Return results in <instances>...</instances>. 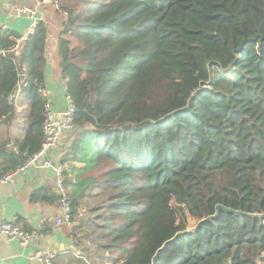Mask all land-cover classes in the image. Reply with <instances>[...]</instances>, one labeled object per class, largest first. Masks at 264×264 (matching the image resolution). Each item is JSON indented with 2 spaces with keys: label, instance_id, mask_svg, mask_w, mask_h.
<instances>
[{
  "label": "trees",
  "instance_id": "16d2710c",
  "mask_svg": "<svg viewBox=\"0 0 264 264\" xmlns=\"http://www.w3.org/2000/svg\"><path fill=\"white\" fill-rule=\"evenodd\" d=\"M59 8L58 32L45 16L19 42L0 31V119L14 116L18 84L30 101L17 151L3 143L0 176L44 141L40 89L56 37L76 107L64 160L82 164L62 180L72 216L88 187L106 198L97 235L108 263L264 264V0Z\"/></svg>",
  "mask_w": 264,
  "mask_h": 264
},
{
  "label": "crops",
  "instance_id": "0c3cea01",
  "mask_svg": "<svg viewBox=\"0 0 264 264\" xmlns=\"http://www.w3.org/2000/svg\"><path fill=\"white\" fill-rule=\"evenodd\" d=\"M32 1L14 0L17 5L31 4ZM10 3L11 0H0V24L6 26L3 30L23 35L30 24V18L17 15ZM49 7L52 6L45 4L39 8L41 17H48V14L52 12ZM64 79L56 61L52 60L45 70L43 90L47 103L56 112L63 111L67 106ZM13 104L15 113L12 119L9 122L0 119V152L3 143L6 149L10 148L16 152V144L25 135L30 101L22 92L21 84H18L13 94ZM70 141L69 133H62L50 157L52 163L53 158L55 159V166L61 165L64 170L72 172L73 168L77 169L82 164L64 160ZM0 164H2L1 155ZM67 189L70 193L71 186L68 185ZM36 191H39L40 195L45 193L49 194L48 197L51 195L56 197L54 200H33L32 194ZM94 191L97 189L92 185L87 188L82 198L79 197L75 213L82 214L85 211L84 206L87 200L94 196ZM57 195V176L52 167L29 166L12 181H0V224L3 221H14L20 223L26 230L39 233L34 242L21 246L17 240L9 239L0 232V261L2 264H39L31 258V254L37 248L53 252L55 254L54 264H110L107 261L108 255L105 256L100 250L94 251V239L91 244L88 241L90 235L85 223L94 220V216L74 218V213L71 217L72 222L69 224H56L55 220L61 214L60 205L56 200Z\"/></svg>",
  "mask_w": 264,
  "mask_h": 264
},
{
  "label": "built area",
  "instance_id": "2783aa9c",
  "mask_svg": "<svg viewBox=\"0 0 264 264\" xmlns=\"http://www.w3.org/2000/svg\"><path fill=\"white\" fill-rule=\"evenodd\" d=\"M51 0H33L31 4H15L14 0H11L10 6L17 15H25L30 18V24L26 32L17 39V42L25 39L29 35L33 34L35 27L40 21L39 8L41 5L47 4ZM57 9L59 8V1L53 0ZM66 14V12H64ZM4 24H0V31L5 29ZM65 82L67 81L64 79ZM40 92L44 95V90L40 89ZM67 106L61 112H56L50 108V105H45V116L42 124V131L44 141L40 149L32 154L26 161L20 166H17L7 174L0 176V181L7 182L12 181L16 176L20 175L29 166L38 168L53 167L57 176V190L60 195V211L61 214L56 218L57 225L69 224L71 222V204L68 197V189L64 186L62 176L64 168L61 165H53L50 157L51 151L56 148L59 138L62 133H71L74 128V115L76 112L75 104L72 98L66 93ZM0 232L9 239L17 240L21 246H25L31 242H34L39 233L36 231H26L20 223L14 221H3L0 224ZM55 254L51 251L37 248L31 254V258L35 259L39 264H54ZM0 264L1 261H0Z\"/></svg>",
  "mask_w": 264,
  "mask_h": 264
},
{
  "label": "rangeland",
  "instance_id": "374dc122",
  "mask_svg": "<svg viewBox=\"0 0 264 264\" xmlns=\"http://www.w3.org/2000/svg\"><path fill=\"white\" fill-rule=\"evenodd\" d=\"M58 1H59V6L61 3L65 2V0H58ZM47 4L52 6V7H49L50 9H52V12L50 13V9L48 10V12L50 13V14H48V19L50 20L48 22V24L50 26V29H52L53 32H58V31L62 30L61 22H63L64 18H66L67 16L60 8L57 9L53 0H51V2H49ZM44 5H41L40 7H42ZM59 10H61L62 12ZM53 37H55V36H53ZM57 39H56V37L54 39L50 38L49 40H52V41L54 40L53 43L55 42V47L50 46V48H47L48 52L50 53L51 60L53 59L55 61H57V57H58L57 53L55 52V49L57 47L56 46ZM71 44L73 45L75 43H71ZM54 164H55V159L53 158V165ZM96 192H98V191H94V196L90 197L87 200V203L84 206L85 211L82 213L83 215L79 214V212L78 213L76 212L74 215V218H77L78 216H80L81 218L83 216H84V218L94 216V220H91L90 222L85 223L86 224L85 226L88 228L87 232L90 235V236H88V241L91 244L93 242V239H94V251L100 250L101 253H103V254H105V256H107L108 253L106 252V250H104L102 248L104 246V241L100 236L97 235L99 233L98 226L100 224H102V221H103L102 217H100L99 219L97 217L101 216L100 212L103 210L104 206L107 205V203L103 202V201H106V198L105 197L101 198ZM89 205H94V206H89ZM71 222H72V218H71ZM188 226L190 227L191 223H189ZM85 230H87V229H85ZM93 230H94V232H93ZM90 244H88V246Z\"/></svg>",
  "mask_w": 264,
  "mask_h": 264
}]
</instances>
